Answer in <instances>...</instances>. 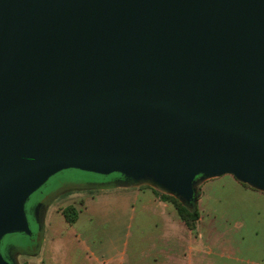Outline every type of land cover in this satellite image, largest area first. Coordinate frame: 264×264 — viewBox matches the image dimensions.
I'll list each match as a JSON object with an SVG mask.
<instances>
[{
    "label": "water",
    "instance_id": "1",
    "mask_svg": "<svg viewBox=\"0 0 264 264\" xmlns=\"http://www.w3.org/2000/svg\"><path fill=\"white\" fill-rule=\"evenodd\" d=\"M198 202L264 192V0H0V264L66 170Z\"/></svg>",
    "mask_w": 264,
    "mask_h": 264
},
{
    "label": "crops",
    "instance_id": "2",
    "mask_svg": "<svg viewBox=\"0 0 264 264\" xmlns=\"http://www.w3.org/2000/svg\"><path fill=\"white\" fill-rule=\"evenodd\" d=\"M199 191L193 231L150 188L102 189L78 201L74 224L59 210L67 226L56 220L27 264H264V192L229 175Z\"/></svg>",
    "mask_w": 264,
    "mask_h": 264
},
{
    "label": "rangeland",
    "instance_id": "3",
    "mask_svg": "<svg viewBox=\"0 0 264 264\" xmlns=\"http://www.w3.org/2000/svg\"><path fill=\"white\" fill-rule=\"evenodd\" d=\"M104 182L105 180L101 175L73 169L63 171L52 177L44 187L31 196L27 203L28 217L31 223L33 236L29 237L24 234L6 236L1 245L4 256H6L7 248L13 247L18 251V264H27L37 252L34 251L35 245H37V247L40 246L43 237H48V232H51V227H54L57 221V225L67 226L64 224L65 220L59 215L58 211H62L69 206H75L78 201L82 199L89 200L94 197L97 198L101 195L99 185ZM38 203L46 207L43 217L40 216V218H38L36 213V206ZM99 204L101 203L99 202ZM110 209L111 207H109L107 211ZM111 211L113 212V209ZM107 218L109 219V223L105 229L102 228L105 233V235L102 236L104 238L108 236L106 232L109 231L111 226L109 217H106L104 221H106ZM78 229L81 230L80 227H78ZM81 231L84 232L83 229ZM112 236L113 235H109V237ZM50 243L51 241L49 244Z\"/></svg>",
    "mask_w": 264,
    "mask_h": 264
},
{
    "label": "trees",
    "instance_id": "4",
    "mask_svg": "<svg viewBox=\"0 0 264 264\" xmlns=\"http://www.w3.org/2000/svg\"><path fill=\"white\" fill-rule=\"evenodd\" d=\"M101 177L105 180V182L99 185L100 191H102V189H110L117 185H123L126 183L125 179L119 174H113L109 177H106V176H101ZM245 186H248V185H245ZM144 188H150V187H144ZM150 189H152L163 202H168V203L173 204L177 210L178 216L185 223V225L190 230H193V231L196 230L197 222L200 219L198 202L195 204L184 205L174 196L162 194L154 190L153 188H150ZM200 194L201 192L199 191L197 195L198 198ZM62 214L69 224H74L78 219L79 210L75 206H69L66 209L62 210ZM39 248L40 246L38 247V249Z\"/></svg>",
    "mask_w": 264,
    "mask_h": 264
},
{
    "label": "flooded vegetation",
    "instance_id": "5",
    "mask_svg": "<svg viewBox=\"0 0 264 264\" xmlns=\"http://www.w3.org/2000/svg\"><path fill=\"white\" fill-rule=\"evenodd\" d=\"M45 208L46 207H43V205H40L39 203L37 204V206H36L37 212L36 213H37L38 218H40V216L43 217V214L45 212ZM34 249H35L34 251L38 250L37 245H35ZM17 254H18V251L15 248L9 247L6 250V256L5 257L8 260H10L11 262H13V264H18Z\"/></svg>",
    "mask_w": 264,
    "mask_h": 264
}]
</instances>
